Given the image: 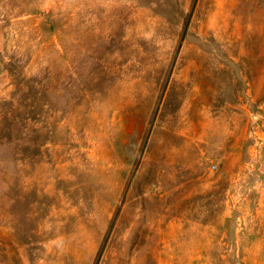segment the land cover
<instances>
[{
    "label": "rangeland",
    "instance_id": "1",
    "mask_svg": "<svg viewBox=\"0 0 264 264\" xmlns=\"http://www.w3.org/2000/svg\"><path fill=\"white\" fill-rule=\"evenodd\" d=\"M0 264H264V0H0Z\"/></svg>",
    "mask_w": 264,
    "mask_h": 264
}]
</instances>
